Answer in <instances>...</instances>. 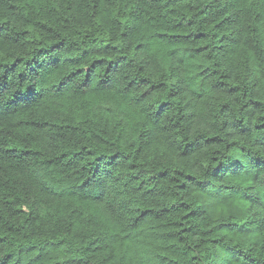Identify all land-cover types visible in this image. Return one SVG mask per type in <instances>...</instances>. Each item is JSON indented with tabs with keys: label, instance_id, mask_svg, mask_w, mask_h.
<instances>
[{
	"label": "trees",
	"instance_id": "trees-1",
	"mask_svg": "<svg viewBox=\"0 0 264 264\" xmlns=\"http://www.w3.org/2000/svg\"><path fill=\"white\" fill-rule=\"evenodd\" d=\"M0 264H264V0H0Z\"/></svg>",
	"mask_w": 264,
	"mask_h": 264
}]
</instances>
